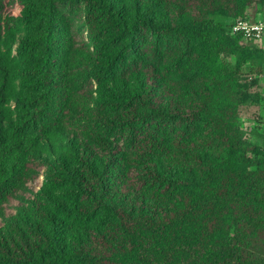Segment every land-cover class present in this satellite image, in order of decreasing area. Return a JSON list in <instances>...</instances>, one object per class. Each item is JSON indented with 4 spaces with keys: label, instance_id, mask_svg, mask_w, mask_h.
Here are the masks:
<instances>
[{
    "label": "trees",
    "instance_id": "16d2710c",
    "mask_svg": "<svg viewBox=\"0 0 264 264\" xmlns=\"http://www.w3.org/2000/svg\"><path fill=\"white\" fill-rule=\"evenodd\" d=\"M6 1L0 264H264V0Z\"/></svg>",
    "mask_w": 264,
    "mask_h": 264
},
{
    "label": "rangeland",
    "instance_id": "374dc122",
    "mask_svg": "<svg viewBox=\"0 0 264 264\" xmlns=\"http://www.w3.org/2000/svg\"><path fill=\"white\" fill-rule=\"evenodd\" d=\"M172 1H175L176 3H179V4H185L189 8H192V9L195 7V4L197 2L195 0H172ZM6 2L8 4L10 3L9 5L11 6L14 5L12 4L14 3L13 0H7ZM261 22L264 23L263 21ZM80 39H82V37ZM163 41H166L170 46L172 45V43H170L166 39H162V43H164ZM162 43L161 44L158 43L156 38H154L153 36H150L149 40H147L148 53L150 54L149 47H151L153 51L156 50L158 47L164 48L163 47L164 44ZM260 44L264 46V40L260 42ZM227 58L229 61L234 62V57L228 56ZM142 62L155 65L154 60H150V59H147V61L143 60ZM140 67H142V69H146L144 68L143 64L140 65ZM190 71H193L192 67H190ZM258 87L260 88V90H258L257 88L255 91H259L260 95L254 96L253 99L250 100V102H247L240 108V125L243 131L248 134L250 143L264 146V74L263 76L260 77ZM42 182H43V179L40 180L41 185H42ZM24 249L26 248L24 247ZM17 252L20 255L23 254L20 252V250H17ZM1 264H15V263L14 262H3Z\"/></svg>",
    "mask_w": 264,
    "mask_h": 264
},
{
    "label": "built area",
    "instance_id": "2783aa9c",
    "mask_svg": "<svg viewBox=\"0 0 264 264\" xmlns=\"http://www.w3.org/2000/svg\"><path fill=\"white\" fill-rule=\"evenodd\" d=\"M232 33L242 34L246 40H264V23L251 22L249 19H239L232 26Z\"/></svg>",
    "mask_w": 264,
    "mask_h": 264
},
{
    "label": "crops",
    "instance_id": "0c3cea01",
    "mask_svg": "<svg viewBox=\"0 0 264 264\" xmlns=\"http://www.w3.org/2000/svg\"><path fill=\"white\" fill-rule=\"evenodd\" d=\"M257 17H258V18H257V22H261V21H263V20H262V19H263V17H262V15H261V14H259Z\"/></svg>",
    "mask_w": 264,
    "mask_h": 264
}]
</instances>
